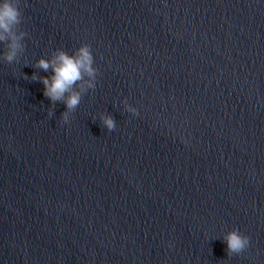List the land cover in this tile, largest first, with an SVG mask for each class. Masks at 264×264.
I'll return each instance as SVG.
<instances>
[{
  "label": "water",
  "instance_id": "95a60500",
  "mask_svg": "<svg viewBox=\"0 0 264 264\" xmlns=\"http://www.w3.org/2000/svg\"><path fill=\"white\" fill-rule=\"evenodd\" d=\"M18 9L11 61L0 41V264H264V0ZM84 43L95 87L74 84L68 111L35 65ZM233 229L249 244L228 254Z\"/></svg>",
  "mask_w": 264,
  "mask_h": 264
},
{
  "label": "clouds",
  "instance_id": "9594fccd",
  "mask_svg": "<svg viewBox=\"0 0 264 264\" xmlns=\"http://www.w3.org/2000/svg\"><path fill=\"white\" fill-rule=\"evenodd\" d=\"M20 12L18 9V0H0V41L9 40V51L3 58L11 61L18 49L21 48L20 40L23 33L14 34L12 28L20 23ZM36 67L47 71L52 69L50 76L40 77L43 84V96L50 102L63 100L66 110L70 111L80 102L81 92L73 89V85L83 80L86 75L89 79L86 81L89 88L95 87V76L97 73L94 67V58L90 46L86 43L81 44L72 54L64 50H57L54 57L50 59L40 58L36 61ZM36 79L35 73L32 75ZM67 93V96L65 94ZM125 109L133 116L137 114L136 107L125 103ZM61 119L66 122L68 119L67 111L61 113ZM101 121L105 129L111 131L115 128L116 122L111 115H102ZM226 253H238L244 250L249 244L247 235L241 234L233 229L227 232L223 237Z\"/></svg>",
  "mask_w": 264,
  "mask_h": 264
}]
</instances>
